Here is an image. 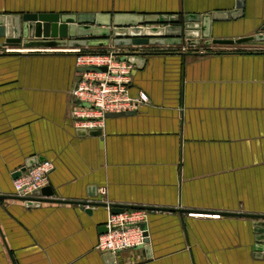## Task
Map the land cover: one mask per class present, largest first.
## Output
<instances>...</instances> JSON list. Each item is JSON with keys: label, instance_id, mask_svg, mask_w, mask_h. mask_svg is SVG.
Listing matches in <instances>:
<instances>
[{"label": "crops", "instance_id": "0c3cea01", "mask_svg": "<svg viewBox=\"0 0 264 264\" xmlns=\"http://www.w3.org/2000/svg\"><path fill=\"white\" fill-rule=\"evenodd\" d=\"M243 1L238 17L211 22L212 39L254 35L263 25L264 0ZM234 4L0 0V14H99L112 21L204 15ZM5 49L0 264H108L96 244L109 208L82 202L155 208L148 210L149 253L144 246L123 251L114 264H264L253 256V219L242 215H264V43ZM74 49L146 53L132 70L129 93L143 91L148 102L135 115L106 118L101 136H77L69 117L77 103ZM31 157L52 162L47 186L54 200L27 206L11 193Z\"/></svg>", "mask_w": 264, "mask_h": 264}, {"label": "water", "instance_id": "95a60500", "mask_svg": "<svg viewBox=\"0 0 264 264\" xmlns=\"http://www.w3.org/2000/svg\"><path fill=\"white\" fill-rule=\"evenodd\" d=\"M243 0H235L234 8L224 11H213L200 15L189 13L185 15H152L132 16L131 20H120V15H113L112 21L102 18L99 14H70V13H17L0 14V46L16 49L17 46L23 48H55V47H88V46H108L110 43L117 47L130 45H232L260 42L264 43V23L254 35L240 37L237 39L211 38L209 29L212 21L233 19L241 14ZM157 24V26H150ZM107 26L106 28L100 27ZM110 26L112 28H110ZM86 36H91L87 38ZM75 60L77 53L69 52ZM119 59H125L136 68H141L144 64L145 52H118L115 53ZM106 71L105 66H76V74L80 71ZM78 103V101H76ZM136 111L114 112L104 114L106 118H117L135 115ZM103 128L83 129L76 128L77 136H101ZM45 160L44 157H31L24 166L14 175H19L20 171L31 166L35 162ZM43 196L37 203L27 202V206L38 205L43 200L50 199L53 195L50 186L37 191ZM89 195L94 196V187L89 189ZM3 196H0L2 198ZM7 197V196H5ZM17 198V197H13ZM19 199V198H17ZM83 206L100 205L107 206L109 212L117 214L125 209L141 208L154 210V207L135 206L123 204H106L100 202H82ZM88 209L87 211H89ZM224 214V213H223ZM227 214V213H226ZM253 219V256L264 259V215L242 214ZM106 223V221H105ZM105 223L100 229V233L106 231ZM141 227L145 230V250L149 251V236L147 222ZM149 253V252H148ZM105 260L108 264H114L113 254L105 252Z\"/></svg>", "mask_w": 264, "mask_h": 264}, {"label": "built area", "instance_id": "2783aa9c", "mask_svg": "<svg viewBox=\"0 0 264 264\" xmlns=\"http://www.w3.org/2000/svg\"><path fill=\"white\" fill-rule=\"evenodd\" d=\"M5 48V51L13 50ZM181 48L187 49V46ZM72 52L77 53L76 66L106 67V71L77 72L71 94L78 103L69 112L75 128H103L105 113L136 111L148 102V96L143 91L130 95L129 86L134 66L125 59L117 58L115 53L118 51L85 52L74 49ZM53 168L51 161L42 160L20 171L12 181L13 196L24 203H37L42 198L37 191L48 185ZM148 215L149 211L141 208L110 213L105 223L106 231L99 235L96 248L116 255L143 247L147 236L141 225L147 222Z\"/></svg>", "mask_w": 264, "mask_h": 264}, {"label": "rangeland", "instance_id": "374dc122", "mask_svg": "<svg viewBox=\"0 0 264 264\" xmlns=\"http://www.w3.org/2000/svg\"><path fill=\"white\" fill-rule=\"evenodd\" d=\"M196 49H198V50H199V47H196ZM198 50H197V51H198ZM199 51H200V50H199ZM203 51H204V50H203ZM207 51H208V50H207ZM200 52H201V51H200ZM11 196H13V194H12V193H11Z\"/></svg>", "mask_w": 264, "mask_h": 264}]
</instances>
